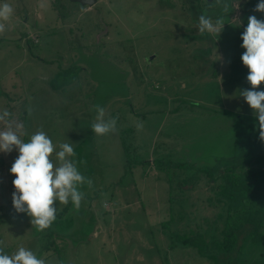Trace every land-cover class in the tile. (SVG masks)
<instances>
[{"label": "rangeland", "instance_id": "374dc122", "mask_svg": "<svg viewBox=\"0 0 264 264\" xmlns=\"http://www.w3.org/2000/svg\"><path fill=\"white\" fill-rule=\"evenodd\" d=\"M4 3L13 14L0 34V113L7 109L23 124L24 142L44 131L55 147L54 162L59 145L71 143L74 159L85 161L79 171L93 183L80 189L79 209L69 201L65 215L37 231L31 217L13 207L10 168L19 151H0V248L12 255L22 246L46 264H215L170 237L199 225L209 229L222 212V203L209 201L214 189L207 176L199 173L188 184L193 169L172 170L169 177L149 161L165 157L220 168L251 156L260 136L254 111L240 95L252 88L241 60L244 30L227 29L216 45L215 33H199L189 0ZM239 3L233 1L230 21L246 28ZM73 65L77 79L53 89L52 77ZM256 90L264 91V82ZM94 105L105 108L106 118H118L116 133L91 130ZM128 159L135 164L126 169ZM55 206L58 212L65 205ZM70 219L71 229L59 235L56 221ZM217 224L221 228L223 220ZM263 251L264 245L248 246L240 264H258Z\"/></svg>", "mask_w": 264, "mask_h": 264}, {"label": "clouds", "instance_id": "9594fccd", "mask_svg": "<svg viewBox=\"0 0 264 264\" xmlns=\"http://www.w3.org/2000/svg\"><path fill=\"white\" fill-rule=\"evenodd\" d=\"M254 11L264 13V0H259ZM12 14L11 5H0V34L5 32L4 22L8 21ZM224 24L223 17L213 20L205 11L199 16L198 30L201 35L219 34ZM241 39V47L246 49L241 60L249 69L247 81L252 88L240 91V95L254 111L258 120L259 136L264 141V91L256 90L264 82V21L257 19L255 15L249 16ZM94 109L96 116L91 130L97 136L116 133L118 118H106V110L100 105H94ZM28 111L31 113V109ZM10 117L11 113L7 109L0 113V122L6 125V129L0 131V151L10 153L14 147L19 151L18 158L10 168V173L15 176L13 207L17 213L30 216L31 224L37 231L43 232L51 227L57 218L56 202L67 205L71 201L73 206L79 209L84 198L80 189L85 184L91 187L93 182L79 171L78 163L83 164L85 161L78 162L74 159L76 153L71 143L59 145L60 150L56 152L54 162L51 157L55 147L49 136L40 130L32 134L28 142H24L21 139V135L25 134L21 131L23 124ZM137 127H142V124ZM0 264H46V261L21 246L12 255L6 254L3 248H0Z\"/></svg>", "mask_w": 264, "mask_h": 264}, {"label": "trees", "instance_id": "16d2710c", "mask_svg": "<svg viewBox=\"0 0 264 264\" xmlns=\"http://www.w3.org/2000/svg\"><path fill=\"white\" fill-rule=\"evenodd\" d=\"M233 1L219 0V3H217V0H189L192 3L191 9L197 15L200 16L207 11V14L213 20L217 17H223L225 24L222 30L224 32L221 30L219 34L215 33L213 42L216 45L221 41V35L229 34L227 29H231L234 26L236 29L245 30L243 25L241 26L237 22L232 23L230 21V17L235 12ZM239 1L242 19L246 25L248 24L249 16L255 15L257 19L258 17L260 18L261 12L254 11L258 0ZM225 6H227V11H225ZM261 17H264V14H261ZM227 39L229 40L230 36ZM220 47L221 45L218 46L219 49ZM78 67L73 65L60 69L50 80L51 87L55 90L66 88V86L77 79L78 72H76V68ZM88 141H90V138L81 142L80 145ZM258 143L254 151H251L253 152L251 156L246 158L244 155L238 160L235 159L233 163L226 164L220 168L209 166L197 167L188 162H177L165 157L149 161L150 164H155L156 168L160 171H166L169 177L173 175L170 172L172 170L175 171L180 168L193 169L194 174L191 177V181L188 182L187 177L184 179V182L188 184H193L196 180L200 179L199 173L206 175L210 187L214 189V196H209V201L212 202L215 199L222 203V212L217 215V220L212 222L214 225H211L209 229L204 228L203 225H199L198 229L183 234L171 231L170 237L174 240V243L192 246L199 254L215 264H240L241 256L248 246L264 245V141L260 139ZM123 148L126 153H129L128 145L123 143ZM145 161L147 160H136V163L144 164ZM128 164L132 166L135 163L133 159H128L126 169H129ZM69 203L58 211L57 215H65ZM16 214L21 213L16 212ZM218 219L223 220L221 228L217 224ZM56 224L59 227L60 232L58 233L60 235L71 229L73 220L56 221ZM164 225L168 226L169 222H164ZM208 233H210L209 239H207ZM45 247L47 248L48 245ZM256 263L264 264V251L256 258Z\"/></svg>", "mask_w": 264, "mask_h": 264}, {"label": "water", "instance_id": "95a60500", "mask_svg": "<svg viewBox=\"0 0 264 264\" xmlns=\"http://www.w3.org/2000/svg\"><path fill=\"white\" fill-rule=\"evenodd\" d=\"M70 1L77 2L82 5H90V6H93L98 2V0H70Z\"/></svg>", "mask_w": 264, "mask_h": 264}]
</instances>
